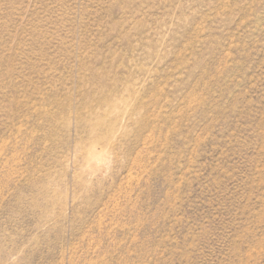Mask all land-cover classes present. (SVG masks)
I'll list each match as a JSON object with an SVG mask.
<instances>
[{
	"label": "rangeland",
	"instance_id": "obj_1",
	"mask_svg": "<svg viewBox=\"0 0 264 264\" xmlns=\"http://www.w3.org/2000/svg\"><path fill=\"white\" fill-rule=\"evenodd\" d=\"M0 264H264V0H0Z\"/></svg>",
	"mask_w": 264,
	"mask_h": 264
}]
</instances>
